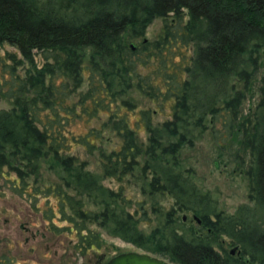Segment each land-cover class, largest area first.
<instances>
[{
    "label": "trees",
    "instance_id": "obj_1",
    "mask_svg": "<svg viewBox=\"0 0 264 264\" xmlns=\"http://www.w3.org/2000/svg\"><path fill=\"white\" fill-rule=\"evenodd\" d=\"M154 18L160 31L148 39ZM1 42L21 57L0 80L11 98L0 107V178L27 196L43 230L95 264L111 255L93 226L176 264H264V69L242 111L264 48V0H0ZM132 90L156 105L139 107ZM205 132L220 146L237 133L249 154V202L232 212L181 156ZM24 261L0 250V264Z\"/></svg>",
    "mask_w": 264,
    "mask_h": 264
},
{
    "label": "rangeland",
    "instance_id": "obj_2",
    "mask_svg": "<svg viewBox=\"0 0 264 264\" xmlns=\"http://www.w3.org/2000/svg\"><path fill=\"white\" fill-rule=\"evenodd\" d=\"M161 22V18H154L146 27L144 36L148 39L156 36L160 31ZM20 57V52L14 45L7 42L0 43L1 81L4 82L9 77V70L6 64L12 63L13 58L17 59ZM33 61L36 65H40L43 62L41 53L37 50L33 53ZM27 65V62L24 61L15 70L22 74ZM263 69L264 48L262 56H260V67L255 73L250 92L242 103V111H246L257 101L259 75ZM1 89L5 90L6 85L2 84ZM130 93L139 107L149 106L153 108L156 105L135 90ZM10 99L6 96L0 97V107H8L11 102ZM163 116V112L158 113L154 116V119L159 120ZM80 128L78 126L76 129ZM71 152L80 159L89 161V168L97 169L96 164L92 161L94 157L88 155L80 146L74 145L71 148ZM181 156L186 165L192 166L195 174V183L202 189L210 191L211 196L215 198L217 208L232 212L238 204L249 202L247 197V179L243 172L247 166L249 154L246 149L239 145L237 133L233 138L223 141V145L220 146L213 140L210 133L205 132L202 138L196 141L193 146L184 149ZM102 182L111 186L116 183L113 178L103 179ZM126 193L132 195V197H140L138 191L132 186L127 187ZM42 199L38 195L39 204L42 203ZM50 200L54 201L52 197H50ZM186 214L191 219L190 212H185L181 215L185 217ZM152 223L150 221L143 226L147 229ZM40 224L39 213L31 208L27 196L12 191L8 184L0 178V250L4 246H8L16 262L25 260L26 264H63L62 262H67L68 264H71V262L73 264H95V257H82L72 253L70 248L65 247L62 235H51L43 230ZM93 228L99 231V235L102 238L103 250L106 252L103 257L126 250L141 251L140 248L132 243L109 235L97 226H93ZM223 238L226 237L222 236ZM226 247L228 249L232 248L231 246Z\"/></svg>",
    "mask_w": 264,
    "mask_h": 264
},
{
    "label": "water",
    "instance_id": "obj_3",
    "mask_svg": "<svg viewBox=\"0 0 264 264\" xmlns=\"http://www.w3.org/2000/svg\"><path fill=\"white\" fill-rule=\"evenodd\" d=\"M132 46V44H130ZM184 217V216H183ZM197 221L199 219L194 217ZM234 247L230 248L233 252ZM102 264H176L147 251L126 250L109 256Z\"/></svg>",
    "mask_w": 264,
    "mask_h": 264
}]
</instances>
